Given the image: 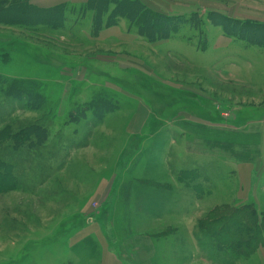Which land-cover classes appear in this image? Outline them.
Here are the masks:
<instances>
[{
  "label": "rangeland",
  "instance_id": "1",
  "mask_svg": "<svg viewBox=\"0 0 264 264\" xmlns=\"http://www.w3.org/2000/svg\"><path fill=\"white\" fill-rule=\"evenodd\" d=\"M143 1L181 17L174 38L150 41L123 19L92 34L84 4L61 31L36 15L13 23L12 11L0 21V90L24 81L46 98L33 110L28 97L0 93L1 137L12 129L0 139V264H101L93 232L119 254L133 233L161 238V264H264V174L251 171L263 145L264 46L232 36L223 18L264 22V0ZM30 127L39 131L25 137ZM251 212L263 233L246 248L239 220L253 225Z\"/></svg>",
  "mask_w": 264,
  "mask_h": 264
},
{
  "label": "trees",
  "instance_id": "2",
  "mask_svg": "<svg viewBox=\"0 0 264 264\" xmlns=\"http://www.w3.org/2000/svg\"><path fill=\"white\" fill-rule=\"evenodd\" d=\"M136 6L141 11L138 10L137 12V9L134 8ZM83 7H84L83 9L84 14L81 15L82 17H86L88 13L92 14V23H93L92 34H98V32L102 30V27H109L112 25L118 26L120 23L119 21L120 19L128 20L131 29L136 28L139 34L143 35L150 41L168 40L174 38L175 34L179 33V29L177 28V25H175V22L179 20L181 17L170 16L163 12L151 11L149 8H147L146 4L143 3L141 0H87L86 4H84ZM69 8L76 9L77 7L63 4L55 8H44L31 4V0H17V1L10 0L3 2L0 6V21L1 22L7 21L5 17V13L12 11L14 12L13 23L22 21L23 19L22 16H26L27 19L23 21V23L26 25L39 22V24H46L51 26L55 30L61 31L65 29L67 20L69 19V15L67 14V12H69ZM35 15L36 18L38 17L39 18L36 21L35 20L31 21V19H33ZM223 18L225 19V21L233 22L235 24L233 27H231L232 36H236L234 33H236L239 30L238 31L239 33L245 35V37L244 36L243 37L245 38L247 43H250L254 46H264V36L263 37L257 36L254 33L260 31L261 28L264 29V23L258 21H251V20L241 21L228 16H225ZM6 23L7 25L12 24L10 22L9 23L6 22ZM5 81L7 80H3V82ZM29 87L30 86L28 85L27 82L13 80L12 82H6L5 87L1 88L0 93L3 94L4 97H11V98H19V97L22 98L23 96H25L26 98L28 97L32 103V106L31 104H29V107L31 106L33 110L41 109L42 106L45 105L46 98L42 94H40L38 90L34 89V86H31V88ZM97 100L101 101L102 103V105L99 103L100 106L99 109L101 111L104 112L110 110L109 103L106 104L105 102H103V101H107L105 100V98H103L102 96L100 97L98 96ZM97 100L93 99V103ZM198 128L199 126L197 127V129ZM201 129L205 130L206 136L212 132V130L207 127ZM11 131L12 129H10V131L9 129L8 130L4 129L3 137H1L2 132L0 133L1 142L5 143L7 140L12 139L10 133ZM37 131L39 130L30 127L28 129L22 130V134H24V136L27 137L29 135L34 134ZM14 139H16V136L14 137ZM44 142L45 141H41L40 143L42 144ZM132 193H133L132 185H128L125 188V195H124L127 212L131 211L129 210L130 208L129 201ZM129 215L127 216L128 220L130 219ZM248 216L251 217L249 219H251L253 225L251 226L247 225L246 222L244 221L245 220L244 218L239 220V224L240 222H242L240 226L248 229V231L246 232L243 231L242 229L241 231L243 232V236H244L243 241L247 240L246 248H251L255 244V242L257 243L261 242L260 240L257 239H259L260 236L262 235L263 229L259 227L256 222H254L256 219L258 220V215L256 213L254 212L248 213ZM252 217H254L255 219ZM204 230L210 232V230L208 229V224L205 226ZM212 231L214 233L217 232L214 230V228L212 229ZM250 241H253L254 243L251 244ZM253 251L256 250L253 249L251 250L250 253H252ZM248 253L249 251L244 252L243 254L240 255H243L244 258H247L248 255H250V253L249 254Z\"/></svg>",
  "mask_w": 264,
  "mask_h": 264
},
{
  "label": "crops",
  "instance_id": "3",
  "mask_svg": "<svg viewBox=\"0 0 264 264\" xmlns=\"http://www.w3.org/2000/svg\"><path fill=\"white\" fill-rule=\"evenodd\" d=\"M141 1L144 3L143 0ZM86 2L87 0H83V1L67 0L66 2H63V4H67L71 6H80L85 4ZM35 5L39 7H45L38 2L35 3ZM157 11L161 12V9H157ZM259 22L264 23L263 21H259ZM262 124L263 127L261 129L260 134L263 138V145H260L258 148H255L256 151L258 150V156H256L257 163L254 162L251 164L253 166L251 171L252 174L256 172V175L254 174L255 176H257V174L259 176V173L264 174V122H262ZM237 177L239 179V183L243 181L245 178V176L240 172L237 174ZM243 183L247 184L249 183V181L247 182L244 181ZM252 186L254 190H258L259 184L256 181H254V183H252ZM254 203L258 205V202L256 200L254 201ZM89 236H91L93 238V241H95L96 244L98 245V249H99L98 257H101V264H117V261L119 262V260H121L120 257H133L131 260L133 264H146L147 262L148 264H161V257L165 256L164 248L169 249V243L161 241V238L154 239L148 236H139L138 234L133 233L132 235L127 236L126 239H124L127 253L119 254V252L112 249L113 245L111 244V242L110 243L103 242V239L97 233L93 232V234ZM195 239H196V235H195ZM174 242L175 240L172 239V243H171L172 249L173 248L175 249ZM87 255L85 254V256Z\"/></svg>",
  "mask_w": 264,
  "mask_h": 264
}]
</instances>
